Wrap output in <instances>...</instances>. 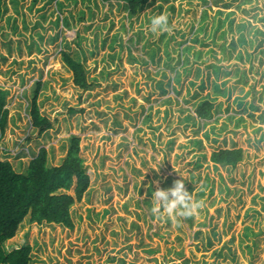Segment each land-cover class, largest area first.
I'll return each instance as SVG.
<instances>
[{"label": "rangeland", "instance_id": "374dc122", "mask_svg": "<svg viewBox=\"0 0 264 264\" xmlns=\"http://www.w3.org/2000/svg\"><path fill=\"white\" fill-rule=\"evenodd\" d=\"M3 7L0 158L22 171L43 146L58 164L76 134L89 175L72 228L25 218L6 249L29 244L30 264H264V0H147L136 15L117 0ZM63 52L90 88L73 83ZM37 81L43 134L28 113ZM218 147H240L242 160L213 163ZM178 179L198 213L153 212V192Z\"/></svg>", "mask_w": 264, "mask_h": 264}, {"label": "trees", "instance_id": "16d2710c", "mask_svg": "<svg viewBox=\"0 0 264 264\" xmlns=\"http://www.w3.org/2000/svg\"><path fill=\"white\" fill-rule=\"evenodd\" d=\"M117 1L125 4L130 15H136L147 4V0ZM3 8V0H0V18ZM62 59L72 71V81L76 86L81 89L92 86L82 61L66 52L62 53ZM39 85L40 82L37 81L33 87L28 113L32 127L38 134H43L52 127V123L39 110L36 101ZM6 94V89L0 87V136L8 116ZM211 107L212 102L203 99L197 104L195 112L198 117L205 118L210 116ZM261 118L264 119V115ZM79 143L80 137L70 134L65 155L58 164L48 163L46 149L42 146L22 171L16 170L9 160L0 158V264H30L32 261L29 244L9 250L5 247V242L15 235L25 218L30 222L73 227L71 205L75 199L82 198L89 185V175L79 154ZM242 157L240 147H218L210 154L213 163L231 167L240 162ZM73 184L74 193L70 194L68 190Z\"/></svg>", "mask_w": 264, "mask_h": 264}, {"label": "clouds", "instance_id": "9594fccd", "mask_svg": "<svg viewBox=\"0 0 264 264\" xmlns=\"http://www.w3.org/2000/svg\"><path fill=\"white\" fill-rule=\"evenodd\" d=\"M167 25V16L164 14L153 16L151 19V30L157 32L163 30ZM153 212L167 213L169 216L180 215L191 217L198 213L202 207L200 201H196L184 187V181L178 179L174 186L158 189L153 192Z\"/></svg>", "mask_w": 264, "mask_h": 264}]
</instances>
